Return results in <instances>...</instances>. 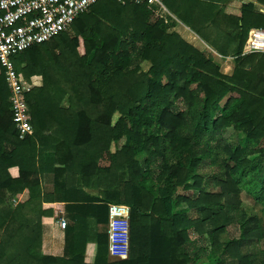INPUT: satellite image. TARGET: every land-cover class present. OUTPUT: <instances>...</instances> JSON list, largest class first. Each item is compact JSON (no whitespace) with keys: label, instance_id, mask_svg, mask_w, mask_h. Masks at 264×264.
<instances>
[{"label":"trees","instance_id":"16d2710c","mask_svg":"<svg viewBox=\"0 0 264 264\" xmlns=\"http://www.w3.org/2000/svg\"><path fill=\"white\" fill-rule=\"evenodd\" d=\"M114 1L80 14L73 37L62 32L13 56L26 79H43L25 95L34 127L25 139L17 136L0 74V264H88L86 219L107 223L113 201L130 207L129 256L108 262L100 232L92 264H257L264 225L242 210L239 193L245 189L264 209V53L236 58L233 74L223 75L204 53L165 32L148 6ZM110 4L119 8L114 19L104 12ZM254 25L264 27V13H255ZM123 136L128 143L119 145ZM46 149L62 165L54 169L56 192L74 221L65 226L62 257L38 253L41 199L48 196L38 193V161ZM155 181L162 185L157 197ZM207 184L219 190L206 191ZM85 186L104 195L84 193ZM25 188L29 198L12 207ZM230 224L237 235L222 243Z\"/></svg>","mask_w":264,"mask_h":264},{"label":"crops","instance_id":"0c3cea01","mask_svg":"<svg viewBox=\"0 0 264 264\" xmlns=\"http://www.w3.org/2000/svg\"><path fill=\"white\" fill-rule=\"evenodd\" d=\"M126 2L130 1L124 0L121 3ZM149 8L156 17L158 16L162 19V26L165 28V32L169 34L176 33L185 42L204 53L218 67L219 72L226 76L233 74L235 69L234 60L236 58L251 54L242 53L248 31L251 28L264 29L262 26L254 25L255 13H264V1L262 0H162L161 4ZM239 49L241 51L238 54ZM247 66L249 67L250 65ZM29 79H35V83L39 87L43 84L42 76L38 74L32 75ZM226 98L227 96L221 100V104L225 102ZM62 102L60 106L67 107V99L65 105ZM38 163L42 167L41 174H38V193L40 196L48 195L46 198L41 199V209L45 213L41 217V245L38 253L62 257L65 254L66 225H62L61 220L64 219L65 224L66 220L67 223H74L66 215V203L59 197L61 195L60 191L56 192V186L60 184L57 183L54 169L62 167V165L58 163L56 156L49 149L44 151ZM8 171L12 178H18L20 175L18 166H12ZM57 177L58 181L63 178V176L60 177L59 175ZM76 182V187L78 188L79 181L77 180ZM83 192L93 196L101 195V189L88 186L83 188ZM12 198L15 200L11 204L12 207L18 202L27 200L29 198L28 188L13 195ZM107 224L108 212L107 223H97L92 216L87 217L85 230L88 239L82 253L85 263L92 264L95 261L97 253L96 234L100 232H105L107 235L108 262L120 260L113 257L115 253L120 254L123 258L126 257V244H122L119 247L113 246V252L111 255L109 254L108 233L104 229ZM75 253L78 254L79 251ZM73 255V251L69 252L70 257Z\"/></svg>","mask_w":264,"mask_h":264},{"label":"built area","instance_id":"2783aa9c","mask_svg":"<svg viewBox=\"0 0 264 264\" xmlns=\"http://www.w3.org/2000/svg\"><path fill=\"white\" fill-rule=\"evenodd\" d=\"M100 0H0V64L9 89L10 110L19 139L34 132L25 95L34 87L31 79L16 71L13 56L26 49L46 42L62 32H73L72 23L82 13ZM124 2V0H117ZM148 7L161 4L162 0H129ZM264 52V29L251 28L242 50L243 54ZM12 203L15 201L11 199ZM108 252L113 246L126 244L125 258L115 253V259H126L130 247V207L122 203H109ZM65 225V220H61Z\"/></svg>","mask_w":264,"mask_h":264},{"label":"rangeland","instance_id":"374dc122","mask_svg":"<svg viewBox=\"0 0 264 264\" xmlns=\"http://www.w3.org/2000/svg\"><path fill=\"white\" fill-rule=\"evenodd\" d=\"M114 2H119V1H114ZM123 5H124V3H122ZM121 4V5H122ZM117 10H119V8H117V6L116 5H113V4H110L106 9H105V13L106 14H108L109 16H110V18H112V19H114L115 18V11H117ZM104 13V14H105ZM127 16V13H121V14H119V16L118 17H120V18H125ZM105 17H106V15H105ZM106 24H111L110 23V21L109 20H106V19H104L103 20ZM69 37H73L74 35H75V33H74V31L72 32H69ZM259 53H264V52H259ZM148 66H149V64L148 63H145L144 65H143V70L144 71H146L147 70V68H148ZM0 74H1V78H2V81H3V83L5 84V82H4V70H2V68L0 67ZM38 75H40V76H42L41 74H38ZM31 77V76H30ZM34 83L36 82L35 81V79H31ZM42 83H43V79H42ZM35 87H39L38 85H36V83H35V85H34V88ZM62 104L63 105H65L66 104V98H64V101L62 102ZM116 118H117V115L115 114L114 116H113V121H115L116 120ZM124 143H128V139H127V137H125V136H123L122 138H121V140L119 141V145H121V144H124ZM261 145H263V143H261L260 145H255L254 146V149H257L259 146H261ZM111 151H114L115 149H116V147H115V143L114 142H112L111 144H110V148H109ZM258 151H255L254 152V156H258ZM143 155V153H141V154H139V155H137V157L138 158H141V156ZM259 158H261V165H262V167H264V153L263 154H261L260 156H259ZM109 162V160L107 159V157L106 158H104V159H102L101 161H100V163L101 164H107ZM121 174V177L122 178H125L126 176H127V174H126V171H124V172H121L120 173ZM153 183V182H152ZM153 188H154V191H155V195H159V192H160V189L159 188H162V185H161V183H159V182H157V181H155L154 182V184H153ZM178 190H180V188L178 187ZM205 190L206 191H209V192H217L218 190H219V188L217 187V186H215V185H213V184H207L206 185V187H205ZM101 195H104V192L103 191H101ZM239 196H240V198H241V205H240V207L242 208V210H244V212L248 215V216H257L258 218H260V220H261V224H263L264 225V209H263V207L260 205V204H258L257 202H256V200L255 199H253V197L251 196V195H249L248 193H247V191L245 190V189H241L240 190V193H239ZM10 199V198H9ZM7 200H8V198H7ZM8 202V201H7ZM12 204V203H11ZM66 224H67V220H66ZM65 224V225H66ZM105 230H108V224H107V226L104 228ZM108 233V232H107ZM194 235V234H193ZM237 235V231H236V229L232 226V224H230V225H228V227L226 228V230L225 231H223V232H221L220 234H219V237H218V239H219V241L220 242H222V243H225L228 239H230L231 237H233V236H236ZM195 237H197V235H194ZM205 236H206V234H205ZM258 244H259V248H260V251L258 252V254H257V259H256V263L257 264H261V262H263V260H264V241L262 240L261 242H258ZM206 245H207V243H206ZM182 251V250H181ZM244 251H245V249H244ZM129 252H130V247H129ZM128 258V257H127ZM126 258V259H127ZM207 259H206V257H205V255H203V256H201V258L199 259V261H197V263H201V262H204V261H206ZM118 261V260H117ZM186 264H190V262H186Z\"/></svg>","mask_w":264,"mask_h":264}]
</instances>
